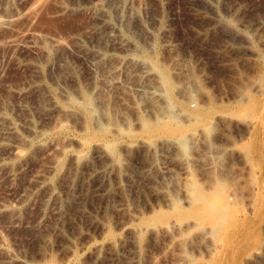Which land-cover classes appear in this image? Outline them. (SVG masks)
I'll return each instance as SVG.
<instances>
[{
	"label": "rangeland",
	"instance_id": "374dc122",
	"mask_svg": "<svg viewBox=\"0 0 264 264\" xmlns=\"http://www.w3.org/2000/svg\"><path fill=\"white\" fill-rule=\"evenodd\" d=\"M119 1L0 0V264H264V0Z\"/></svg>",
	"mask_w": 264,
	"mask_h": 264
},
{
	"label": "bare ground",
	"instance_id": "6f19581e",
	"mask_svg": "<svg viewBox=\"0 0 264 264\" xmlns=\"http://www.w3.org/2000/svg\"><path fill=\"white\" fill-rule=\"evenodd\" d=\"M115 1H116V0H115ZM120 1H121V0H120ZM120 1H119V2H120ZM86 2H87V1H86ZM60 3H61V2H60ZM72 3H73V4H71V3H69V4H68V3L65 4V2H64V3L62 2V4L60 5V8H59V9H60L61 11H63V12H64V11L67 12L66 10H69V9H70V10H73V9H71V8H75V7L79 6V4H74V2H72ZM76 3H77V2H76ZM108 3H109V2H108ZM81 4H83V3H81ZM104 4H105V3H104ZM117 4H119V3H117ZM109 5H110V4H109ZM111 5H112V3H111ZM100 6H101V4H100ZM104 6H105V5H104ZM114 6H115V5H114ZM127 6H128V5H127ZM87 8H88V7H87ZM107 8H108V7H107ZM115 8H116L115 10H117V8L119 9V6L117 5V7H115ZM127 8H128V7H127ZM76 9H77V8H76ZM80 9H81V11H82L83 8H80ZM80 9H79V10H80ZM84 9H85V8H84ZM120 9H121V8H120ZM93 10H94V9H93ZM96 10H97V9H95V12H94V13L96 14V15H95L96 17H95V20H94V24H93L92 27H90V28H91L92 30H94V31L96 30V28H98V27H97V26H98V23L101 24V22L105 20V17H106V15H107V13L109 12V11H108V12L106 13L105 11H103V10L100 11L99 9H98V10H99L100 12H98V11H96ZM109 10H110V6H109ZM115 10L113 9L112 11H115ZM73 11H74V10H73ZM75 11H77V10H75ZM120 11H121V10H120ZM70 12H71V11H70ZM96 12H98V13H96ZM116 12H117V11H116ZM123 12H124V11H123ZM117 13H119V12H117ZM124 13H125V12H124ZM111 14H112V13H111ZM114 14H116V13L113 12V14H112V18L115 17ZM125 14H126V13H125ZM125 14H123V15H125ZM117 15H120V13L117 14ZM113 16H114V17H113ZM92 18H93V17H92ZM107 18H108V15H107V17H106V20H107ZM115 19H116V18H115ZM115 19H113V20L115 21ZM123 19H124V18H123ZM2 20H3V19H2ZM2 20H0V25L3 24V23H1ZM108 20H110V19L108 18ZM117 21H118V20H117ZM92 23H93V22H92V20H91V24H92ZM105 23H106V22H105ZM105 23H103V25H105ZM108 23L112 24L113 22H112V23H111V22H108ZM108 23H107V24H108ZM107 24H106V25H107ZM115 24H116V23H115ZM101 25H102V24H101ZM112 25H113V24H112ZM108 26H109V24H108ZM100 27H101V26H100ZM100 27H99V28H100ZM103 27H104V26H103ZM105 27H106V26H105ZM110 27H111V26H110ZM112 27H113V26H112ZM112 27H111V28H112ZM115 28H116V27H115ZM104 29H105V28H104ZM89 30H90V29H89ZM97 30H98V29H97ZM90 31H91V30H90ZM90 31H88V32H90ZM100 31H101V30H99V32H100ZM91 32H92V31H91ZM95 32L99 33L98 31H95ZM95 32H94V33H95ZM112 32H113V31H112ZM91 34H92V33H90V36H91ZM99 34H100V33H99ZM34 35H35L34 31L31 32V33L29 34V36H28V37H31V41H27V42H28L30 45H32V46L35 47V46H38V45H37L38 43H41V42H35V41L38 40L40 37L44 36L45 34H44V35H43V34H42V35L39 34L40 36L38 35L39 37H38L37 39L35 38L36 40H34ZM77 35H78V34H77ZM83 35H85V34H83ZM86 35H87V34H86ZM92 35H93V34H92ZM95 35H96V33H95ZM97 36H98V35H97ZM44 37H46V36H44ZM85 37H86V36H85ZM93 37L96 38L95 36H93ZM49 38H52V37H49ZM88 38H89V37H88ZM120 38H121V37H120ZM125 38H126V37H125ZM40 39L42 40V38H40ZM52 39H53V38H52ZM52 39H51V40H52ZM54 39H55V41H56V40L59 41L58 38H54ZM54 39H53V40H54ZM123 39H124V37H123ZM79 40H80V39H79ZM85 40H86V39H85ZM124 40L126 41L127 38L124 39ZM124 40H123V41H124ZM121 41H122V39H121ZM128 41H129V40H128ZM53 42H54V41H53ZM95 42H96V41H95ZM81 43H82V42H81ZM87 43H88V41H87ZM96 43H98V42H96ZM122 43H123V42H122ZM125 43H126V42H125ZM55 44H56V43H55ZM91 44H92V43H91ZM91 44H89V45L92 46ZM93 44H94V43H93ZM41 45H42V44H41ZM41 45H40V46H41ZM56 45H57V44H56ZM79 45H80V43H79ZM83 45H84V44H82V46H83ZM98 45H99V44H98ZM98 45H97V46H98ZM40 46H39V47H40ZM84 46H85V45H84ZM87 46H88V45H87ZM78 47H79V46H77V48H78ZM93 47H94V46H93ZM98 47H99V46H98ZM35 48H36V47H35ZM42 48H43V47H42ZM85 48H86V47H85ZM102 48H103V46H102ZM82 49H83V47H82ZM86 49H88V48H86ZM98 49H100V48H98ZM98 49H96V46H95L94 51H93V54H92L93 56H91L92 58H90V60H91V62H92L93 64H98V62L101 61V60H100V59H101V58H100L101 55H100L99 53L102 54V51H103V50H106V51H107L108 48H106V49H100V50H102L101 52H99L100 50H98ZM44 50H45V49H44ZM80 50H81V49H80ZM108 50H109V49H108ZM46 51L48 52V50H46ZM83 51H84V49H83ZM88 51H89V53H90V50H87L86 52H88ZM91 51H92V50H91ZM109 51H110V50H109ZM47 52H45V53H47ZM103 52H105V51H103ZM45 53H44V54H45ZM108 53H111V52H108ZM47 54H48V53H47ZM87 54H88V53H87ZM87 54H85V55H87ZM90 54H91V53H90ZM90 54H89V55H90ZM105 55H107V53H106ZM110 55L113 56V57H115V56H114L115 54H114V55H113V54H110ZM46 56H47V55H46ZM102 56H103V54H102ZM87 57H88V56H87ZM103 57H104V56H103ZM104 58H105V60L107 61V58H106V57H104ZM104 58H102V59H104ZM113 59H114V58H113ZM86 60H87V58H86ZM90 60H89V61H90ZM105 60H104V61H105ZM66 61H67V60H66ZM40 66H41V64H40ZM66 66H67V65H66ZM95 66H96V65H95ZM36 67H37V66H36ZM36 67H35V68H36ZM38 68H39V66H38ZM38 68H37V69H38ZM97 68H98V67H97ZM38 71H39V70H38ZM96 71H97V70H96ZM142 72H143V71H142ZM73 73L76 74L77 72L74 70ZM164 74H165V73H164ZM164 74H163V75H164ZM165 77H166V76H165ZM163 78H164V76H163ZM163 78H162V79H163ZM93 81H94V80H93ZM96 81H97V79H96ZM96 83H97V82H96ZM94 88H96V87H94ZM68 89H69V88H68ZM68 89H67L66 93H67L68 97L70 98L69 101H71V99H72V101L75 100L76 97L74 98V96H73V95H74V92H72L71 90H68ZM88 89H89V88H88ZM88 89H87V90H88ZM65 90H66V89H65ZM91 90H92V89H90V91H91ZM82 91H83V90H82ZM85 91H86V90H85ZM85 91H84V92H85ZM84 92H83V94H84ZM88 92H89V90H88ZM91 92H92V91H91ZM64 93H65V92H64ZM93 93H94V92H93ZM65 95H66V94H65ZM75 95H76V93H75ZM77 95H78V94H77ZM51 96H52V95H51ZM55 96H56V95H55ZM91 96H93V95H91ZM91 96L89 97V96L85 93V95H84V97H85V102H84V104H86V106H87V105H91V103H90V101L92 100ZM52 97H53V96H52ZM84 97H81V98H84ZM57 99H58V98H55V97H53V98L51 99V101H52V105H56V106L59 105V101H58L59 99H58V100H57ZM67 99H68V98H67ZM90 99H91V100H90ZM79 102L81 103V105H83V107L85 106L84 104H82L83 101L81 102V100L77 102V105L79 104ZM79 105H80V104H79ZM86 106H85V107H86ZM60 107H61V105H60ZM61 109H62V108H61ZM85 109H86V108H85ZM89 111H90V110H89ZM92 113H94V112L91 111L90 115H91ZM106 114H107V113H106ZM87 115H88V114H87ZM104 116H105V115H104ZM4 117L6 118V120L8 119L7 116H4ZM105 118H106V116H105ZM107 118H108V117H107ZM110 118H112L111 115H110L109 119H110ZM112 119H114V117H113ZM28 122H30V121H28ZM28 122H27V123H28ZM31 122H32V121H31ZM31 122L29 123V125H28L27 127H28V130H29V133L31 132L32 134H34V127H33L34 123L32 122V123H33V125H32ZM96 122H97V121H95V123H96ZM25 124H26V123H25ZM97 124H98V123H97ZM94 125H95V124H94ZM14 130H16L15 124L10 122L9 125L6 126V127L3 129V132H4L5 135H6V134H10V133H12ZM14 132H16V131H14ZM21 138H22V137H21ZM26 139L28 140L29 138H26ZM21 140L24 141V139H21ZM24 142H25V141H24ZM29 142H30V140H29ZM30 143H31V142H30ZM28 144H29V143H28ZM224 201H225V200H224ZM222 202H223V200H222ZM225 202H226V201H225ZM226 203H227V202H226ZM222 204H223V203H222ZM227 205H228V204H227ZM223 206H224V204H223ZM225 206H226V204H225ZM225 206H224V208H225ZM228 206H229V205H228ZM228 206H227V207H228ZM227 207H226V208H227ZM219 209H220V208H219ZM221 209H222V208H221Z\"/></svg>",
	"mask_w": 264,
	"mask_h": 264
}]
</instances>
